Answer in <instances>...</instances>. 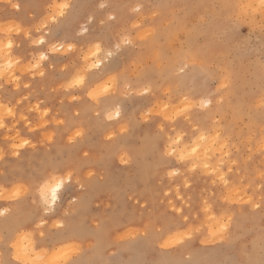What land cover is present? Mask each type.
Instances as JSON below:
<instances>
[{
	"label": "snow or ice",
	"instance_id": "snow-or-ice-1",
	"mask_svg": "<svg viewBox=\"0 0 264 264\" xmlns=\"http://www.w3.org/2000/svg\"><path fill=\"white\" fill-rule=\"evenodd\" d=\"M9 5L17 11L21 7L12 0ZM85 6L105 11L93 12L81 23L78 11ZM116 7L60 0L47 3L41 16L33 15L27 30L8 19L0 23V58L4 60L0 63V90L14 88L19 93L21 75L11 70L26 61L33 80L37 74L45 77L47 71L61 81L62 95L71 99L68 104L60 100L55 116H50L47 106L41 111L39 103L33 109L45 120L44 124L37 123V128L46 134L50 125L54 127L45 139L52 142L53 137L59 138L66 159L54 160L43 176L28 182L30 190L21 180L0 175V181L11 186L7 195L0 188V200L7 201L0 205V264H130L118 257L141 244H154L165 255L182 254L179 260L165 259L158 264H215L198 258L194 242L202 248L214 246L217 240L231 243L229 212L236 201L226 192L231 188L230 165L236 158L228 143V129L223 133L218 130V121L211 129L202 120H197L195 127L192 122L195 109L209 108L212 97L218 96V107L227 100L234 120L243 118L264 125V0H192L184 5L187 15L182 13L174 20L177 30H185L187 39L169 63L156 46L158 33L141 35L137 30L133 35L107 23L116 20L108 14ZM242 24L248 26L246 50L251 65L241 79L232 62L215 58V53L222 50L224 42L236 37ZM197 37H203L198 48L193 46ZM214 78H218L219 88L198 104L185 94L181 106L171 110L165 104L155 113L152 108H140L131 115L127 111V104L133 100L154 99L164 83L173 86L169 96L187 90L195 98L200 95L199 89ZM23 88L31 93L33 85L24 83ZM28 99L21 94L20 100L9 96L0 102V143L10 150L6 153L0 148V161L9 154L19 157L20 150L28 146L36 147L16 128L23 121L29 132L37 131L29 117L19 111ZM150 124H155V131L138 139V131ZM260 143L264 155V140ZM114 163L124 167L148 163L157 175L163 168L170 182L173 177L181 178L183 183L177 184L174 192L162 189L170 213L155 219L149 216L147 223L138 225H113L104 220L94 226L89 223V193L106 182ZM198 169L212 177V184L219 185L222 193L218 199L213 191L194 209L191 197L181 195V188L190 190L196 179L193 175V183H189L183 173L195 174ZM255 183L261 188V202L249 199L247 203L264 210V170ZM71 187L81 195L70 199L64 208L63 193ZM25 200L31 207L24 214L14 211ZM135 203L140 204V200ZM148 207L146 201L144 208ZM245 256L236 264H264V231Z\"/></svg>",
	"mask_w": 264,
	"mask_h": 264
},
{
	"label": "rangeland",
	"instance_id": "rangeland-1",
	"mask_svg": "<svg viewBox=\"0 0 264 264\" xmlns=\"http://www.w3.org/2000/svg\"><path fill=\"white\" fill-rule=\"evenodd\" d=\"M12 2L20 4L19 11L10 7L9 0H0V23L8 19L27 30L30 18L33 15L41 16L46 11L45 5L47 3L60 2V0H12ZM68 2L81 5L100 2L106 5H118V7L108 11V14L115 16L116 20L107 21V23H114L119 26L120 31L127 30L133 35L137 33V30H139L141 35L146 32L158 33L159 39L156 46L162 55L169 58L165 63L175 60L181 47L185 46L186 32L183 29L177 30L174 17L182 13L187 15L188 9L183 6L191 3L192 0H68ZM200 2L224 3L231 2V0H200ZM237 2H245V0H237ZM154 5H174L175 7L156 8ZM137 7H139V11H134ZM98 11L103 12L105 10H97L87 6L82 7L78 11V18L83 23L87 15ZM104 19L106 20V17ZM248 39V26L247 24H242L236 37L224 42L222 50L215 53V58L230 60L237 76L241 79L250 70L251 65V59L246 50ZM252 39L254 40L255 37ZM201 40H203V37L194 38L193 46L200 47L199 42ZM19 66L24 69L28 64L25 61ZM15 67L18 68L17 66ZM20 67L19 70L16 69V73L21 75L19 93L14 88L9 89L7 92L0 90V101H4L9 96H13L15 100H20L21 94L28 96L29 99L22 104L19 111L29 117L33 128H37V123H45V120L40 118L41 112L33 111L37 103L41 105V111L47 106L51 109L50 116H55L60 110V100L63 99L65 104H68L71 99L62 95L61 81H58L49 72L46 71V75L43 78L37 74L35 80H33L27 70L28 67H26V71L20 70ZM60 67H63V65H59L57 71H59ZM217 79H210L207 85L199 89L200 95L195 98L192 96L193 93L187 90H182L181 94L169 96V90L173 86L169 83H164L154 99L133 100L127 104V111L131 115L136 113L137 109L152 108L153 113H155L165 104H168L171 110L181 106L185 94L189 96L193 104H198L200 99L208 98L216 92V89L219 88ZM24 83L33 85L31 93H29L28 89L23 88ZM5 84H7L6 81ZM238 87L242 88L243 86L238 84ZM212 98L213 103L209 108L195 109L196 115L192 123L194 127L197 126L196 122L199 119L211 129L216 127L215 122L218 121L220 127L218 130L223 133L225 129H228V143L232 145L231 152L236 158V163L230 165L233 168V171L228 173L231 191L227 190L226 194L236 203L231 205V211L229 212L233 223L230 225L231 243H222L217 240L214 246L202 248L199 242H194V250L198 258L202 260L213 261L215 264H236L237 261L246 258L245 253L255 243H258V238L261 232L264 231V210L251 207L247 203L249 199L256 203L261 202L262 199L260 185L255 183V180H258L260 171L264 170V155L261 154L262 146L260 143L264 139L260 137L262 133L264 137V125L256 121L249 123L243 118L236 119L234 123L235 120L232 117L227 100H225L224 106L218 109L216 101L219 97L213 96ZM13 107H15V104H13ZM59 118L63 119V115ZM54 124L55 121H53ZM16 128L20 132L21 137L29 139L36 147L28 146L21 149L19 157L7 155L5 160L0 161V175H6L8 179L25 182L26 179H33L41 172L47 171L54 160L66 159L62 141L59 138L53 137L52 142H47L45 139L46 135L50 136L54 131L52 125L49 126L46 134L39 128L35 132H29L23 121L17 124ZM155 128V124L142 127L138 131V139L141 135L154 132ZM177 130H179V127ZM258 139L260 140L259 142L257 141ZM0 148H4L6 153L10 151L2 143H0ZM237 153L238 157L236 156ZM219 154L217 152V155ZM138 166L124 167L118 163L112 165L109 177L106 180L108 182V180L112 179L111 184L108 186L105 182L98 186L100 190H94V198L88 202L89 223L94 226L95 223L104 220L113 225L125 223L138 225L141 222L147 223L149 216L155 219L170 213V206L163 196L162 189L174 192L176 185L183 183L181 178L173 177L172 182H170L163 168L159 169V174L157 175L153 174L151 171L152 166L148 163L141 164V169L139 170H137L140 167ZM183 175L189 177V183H193L191 179L193 175L196 177L195 183L190 190L181 188V195L185 196L186 199L191 197L190 202L194 209L199 208L202 198H210L213 191L216 192L218 199L221 198V187L219 185L214 186L212 184L213 178L201 174L199 169L195 174L183 173ZM0 184H2V189L8 190V193L10 192L11 186L8 183L0 181ZM25 187L26 190H30L27 185ZM73 191L79 190L76 187H71L63 193L61 203L64 208L68 207V202L72 199L74 193ZM137 199L140 200V204L135 203ZM146 201L149 205L147 209L144 208ZM175 202L179 203V201ZM0 204H7V201L0 200ZM96 205L99 206L96 207ZM201 220H203V216H201ZM88 246L85 245V247ZM256 251V258L258 259V247ZM118 258L130 262V264H158L159 261L165 259L179 260L182 258V254L180 252H170L165 255L154 244H141L131 250L121 252Z\"/></svg>",
	"mask_w": 264,
	"mask_h": 264
},
{
	"label": "bare ground",
	"instance_id": "bare-ground-1",
	"mask_svg": "<svg viewBox=\"0 0 264 264\" xmlns=\"http://www.w3.org/2000/svg\"><path fill=\"white\" fill-rule=\"evenodd\" d=\"M14 58H16V57H14ZM0 63H4V60L2 59V58H0ZM18 67V66H17ZM20 67V66H19ZM19 67L18 68H16V67H14L11 71H13V72H16V69H18L19 70ZM22 67V66H21ZM20 67V70L21 69H23V67L21 68ZM26 67H28V66H25L24 67V69L22 70V71H26L25 69H26ZM27 70H28V68H27ZM7 82V81H6ZM193 96V95H192ZM1 102V101H0ZM217 105V104H216ZM155 107V106H154ZM157 109V108H156ZM218 109H220L219 107H218ZM159 110V109H158ZM157 110V111H158ZM156 111V110H155ZM216 111V110H215ZM220 112H222L221 110H219ZM208 112V111H207ZM206 112V113H207ZM211 113V112H210ZM227 113V112H226ZM212 114V113H211ZM203 115V114H202ZM209 115V114H208ZM214 115V114H213ZM212 115V116H213ZM219 115V114H218ZM225 115V114H224ZM201 116V115H200ZM212 116H211V118H212ZM203 118H205V117H203ZM210 119V118H209ZM197 120H199V119H197ZM214 120V119H213ZM227 120V119H226ZM236 122V120L234 121V123ZM213 125V124H212ZM234 125V124H233ZM216 126V125H215ZM231 127H233V126H231ZM210 128V127H209ZM220 128V127H219ZM222 128H223V126H222ZM230 129V128H229ZM261 136L260 137H262V138H264L262 135H263V133L262 134H260ZM261 139V138H260ZM262 140H264V139H262ZM258 142L260 141L259 139L257 140ZM238 157V156H237ZM241 160H242V158H241ZM140 166V167H139ZM138 167V169L137 170H139V169H141V165H139ZM46 173V171L44 172V173H42L41 172V174H39L38 176H35L33 179H26L25 180V185H27L28 186V182H30V181H36V180H38L41 176H43L44 174ZM154 174V173H153ZM9 180H13V179H9ZM22 181V180H21ZM111 181H112V179H110V180H108V182H106V184L109 186L110 184H111ZM2 184H0V188L2 187L1 186ZM107 185H105V187H107ZM231 189V188H230ZM230 189H228V190H230ZM7 190V189H6ZM11 189H9V191H10ZM94 190H96V191H99L100 189L97 187V188H95ZM94 190L91 192V193H89V197H88V202H90L93 198H94ZM231 191V190H230ZM229 191V192H230ZM74 192V191H73ZM5 193H7L8 194V190L7 191H5ZM241 193V192H240ZM6 194V195H7ZM78 195H81L80 194V192L79 191H75L74 193H73V196H72V198H74V197H76V196H78ZM231 196H233V195H231ZM241 196V195H240ZM243 197H244V195H243ZM237 199H239V198H237ZM239 201V200H238ZM0 205H6V204H0ZM31 207V205H30V202L28 201V200H25L22 204H20V205H17L16 206V208L14 209V211H17V212H20L21 214H24L25 212H26V210H28L29 208ZM233 224V223H232ZM3 225V222L2 221H0V226H2Z\"/></svg>",
	"mask_w": 264,
	"mask_h": 264
}]
</instances>
